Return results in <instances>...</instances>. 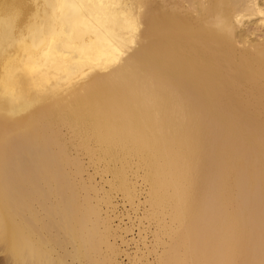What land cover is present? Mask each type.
<instances>
[{"label":"bare ground","instance_id":"1","mask_svg":"<svg viewBox=\"0 0 264 264\" xmlns=\"http://www.w3.org/2000/svg\"><path fill=\"white\" fill-rule=\"evenodd\" d=\"M0 264H264V0H0Z\"/></svg>","mask_w":264,"mask_h":264}]
</instances>
